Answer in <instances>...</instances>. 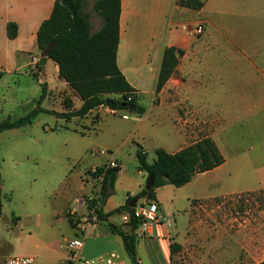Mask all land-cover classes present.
Here are the masks:
<instances>
[{
  "label": "crops",
  "instance_id": "0c3cea01",
  "mask_svg": "<svg viewBox=\"0 0 264 264\" xmlns=\"http://www.w3.org/2000/svg\"><path fill=\"white\" fill-rule=\"evenodd\" d=\"M54 1L0 0V70L3 72L0 78V122L21 118L37 107H40V111L28 123L29 125L42 112H52L66 120L86 118L94 111L97 113V119L100 111L111 114L97 106L84 116L60 115L77 111L82 105V99L59 75L55 61L49 57L40 61L36 34L41 23L50 17ZM84 12L89 15L91 32L97 31L102 25L99 15L95 12ZM92 18L98 25H93ZM200 20L203 21L204 29L198 36H193L182 28L183 25H193ZM9 22L17 25V34L14 38L7 35ZM118 27L116 64L134 89V94L138 95V105L144 109L142 114L138 113L140 116L135 127L148 121L155 130L154 144L148 146L141 142L138 145L146 153L147 160L149 154L154 153L156 148L174 153L205 136L213 139L216 144L214 137L218 117L214 110L213 114L210 113L208 104L217 101L216 98L204 97L207 80L212 82L209 86L215 87L223 83L237 88L240 91L239 100L244 101V108L249 115L260 106L264 107V69H260L257 62V58L261 59V56H264V0H205L199 9L180 6L176 0H120ZM167 47L180 49L182 53L177 56L178 62L174 71L158 91L156 89L158 73L163 52ZM218 56H224L225 61L229 63L227 65L232 77L223 76L221 70L227 66L221 63L222 59ZM262 58L264 64V57ZM33 61L37 63L38 68L40 67L38 77L31 72ZM255 70L261 72L260 76H255ZM177 71H181L182 80L178 77L172 79ZM238 71L240 72L237 73ZM42 82L45 83L46 90L39 104ZM254 84L260 87L256 93L250 89ZM174 88H177L175 91L177 94H172L171 89ZM22 92H25L24 97L19 95ZM146 97L148 101L145 106L143 101ZM52 98L60 100L61 109L44 106V102L46 100L49 102ZM16 110L21 113L17 114ZM123 119H128V115ZM207 120L211 122L209 124L213 127V132L202 135ZM249 132L254 133L252 129ZM262 132L260 142L252 147L255 149L258 146L259 155L248 158L244 165L249 172V180H246L242 187L237 186V176L232 173L228 178H219L209 183L202 178L225 164L226 160L222 155L224 159L222 164L195 174L186 184L179 187L165 184L156 188L154 200L161 209L172 211L175 215L176 211L172 206H177V211H182L183 214L179 219H176L175 215L172 227L155 224L148 234L137 238L138 264H256L264 259L254 263L248 259L243 260L238 255L237 240L231 238L230 231L218 232L219 238L212 240L200 238L198 232L203 231L206 226L203 225L202 228L191 223L194 209L216 198L242 192L264 191V129ZM120 148L117 147L113 153L104 149L93 150L92 154L95 155L96 161L88 168L105 162L109 158L108 153H111L118 162L114 186L100 201L101 210L105 214L123 205L128 196L136 195L143 188L147 178L137 168V157L136 162L129 163ZM104 155L105 158L101 157ZM154 159L155 157L148 161L152 162ZM33 161H36V158L31 159L29 155H26V166L14 161L10 184L6 182V176L10 174L3 171V167L0 166V210L1 195L5 196L7 191L13 195L17 189L13 177L19 178L24 173L28 175V166ZM240 164L242 162L236 159V166ZM257 171H261V174H256V180L253 181L250 174ZM86 183L91 185L90 188L94 185L91 178H88ZM85 188L83 186L82 190ZM36 197L39 199L40 193H36ZM32 199L33 197L28 198V204L35 203ZM143 200L144 198H140L137 202ZM33 203L31 207H34ZM76 203L79 211L78 213L76 211V214L80 219L79 222H75V226L69 222L67 216L75 209H68L64 213L71 230L69 228L64 231L60 228L56 230L55 225L57 226L58 221L62 219L59 212L54 210L48 213L45 225L40 212L34 210L28 213L31 220L25 226L38 230L42 243H35L33 247L17 246V252L22 253L20 255L34 256L37 264H67L69 256L64 241L79 237L83 241L82 247L79 248L82 257H95L110 251H118L126 256L121 237L113 233L108 226V223L121 225L119 212L109 215L106 220L88 222L86 220L90 210L87 206L85 208L82 196ZM260 215L262 235L259 240L260 246L264 247V209ZM17 220V226L24 225L22 219ZM195 228L197 234L194 232ZM171 244H174L173 251ZM216 247H221L222 250L216 251ZM244 248L248 250L247 246ZM7 257L0 255V264H4ZM126 264H131L127 256Z\"/></svg>",
  "mask_w": 264,
  "mask_h": 264
},
{
  "label": "rangeland",
  "instance_id": "374dc122",
  "mask_svg": "<svg viewBox=\"0 0 264 264\" xmlns=\"http://www.w3.org/2000/svg\"><path fill=\"white\" fill-rule=\"evenodd\" d=\"M93 1L86 0L83 10L94 13ZM92 22L94 26L98 25L93 18ZM262 57L264 56H261V59L257 58L260 69H264ZM218 58L222 59L223 65L226 64L224 66H227L221 70L223 76L232 77L228 67L229 63L225 61L224 56H218ZM260 74L261 72L255 70V76H260ZM177 77L180 80L183 79L181 71L174 73L172 79ZM210 81H206L203 94L205 98H216V103L212 101L208 104L210 106L208 110L212 114L215 111L214 113L218 117L214 138L226 162L220 169L211 171L202 178L209 183V181L213 182L219 178H228L232 173L237 176V186L242 187L246 180H249V172L244 166L247 159L256 157L260 153L258 146L255 149L252 147L258 144L262 137L264 107L260 106L249 115L244 108V101L239 100L240 91L237 88L223 83H219L215 87L209 86L212 83ZM259 88L257 84L250 87L254 93L258 92ZM171 90L173 94L177 88ZM19 95L24 97L25 92L19 93ZM147 101L146 97L143 101L145 106ZM44 106L56 110L62 107L58 98H52L49 102L46 100ZM16 111H18L17 114L21 113L19 110ZM122 114L128 115V119H123ZM139 116L138 113L128 109H117L115 115L100 111L98 119L97 113L94 111L86 118L66 120L52 112H42L30 125L25 124L20 129L1 132L0 166L3 167V171L10 174V176H6L7 184H10L12 179L14 161L21 162L22 166H26V155H29L31 159L36 158V161L31 162L32 164L30 163L31 165L28 166V175L24 173L25 175L23 174L19 178L13 177L17 188L13 195L10 191H7L5 196L1 195L0 255L4 257L20 255L22 253L17 252V246L33 247L35 243H42L38 230L25 226L31 220L28 216L31 211L36 210L41 213L43 225L49 216L48 213L53 210L59 212L62 221H58L57 226L55 225L56 230L58 228L63 231L68 228L71 230L64 214L65 211L75 209L74 211L78 213L76 200L82 196L86 208L88 197L97 193L98 185L95 184L90 188L91 185L86 183L84 175L96 161L92 151L104 149L113 153L120 146V151L126 160L129 163H134L139 143L143 142L148 146L154 144L155 130L148 121L135 127ZM209 123L211 122L207 120L202 135L213 132V127ZM250 129L253 130V134L249 132ZM101 157L105 158L106 156ZM154 157V153L151 152L148 160L151 161ZM236 159L242 162L240 166H236ZM256 174L260 175L261 171L251 172L250 176L253 181L256 180ZM83 186L86 187L85 190H82ZM35 192L40 193L39 199L35 198ZM29 197H33L32 200L35 203L28 204ZM143 201H147V199ZM32 203L34 207H31ZM172 207L176 211V219H179V216L183 214L182 211H177V206ZM263 209L264 191L242 192L216 198L210 203L194 209L191 223L200 227L206 226L203 231L198 232L200 238L212 240L219 238L218 232L230 231L231 238L237 240L239 257L254 263L264 258V247L260 246L259 240L262 235L260 213ZM18 218L23 220V226L16 225ZM79 219L80 217L77 216L75 222H79ZM194 232L197 234L196 228ZM245 244L248 250L244 248ZM220 250H222L221 247H216V251ZM35 264H37L36 261Z\"/></svg>",
  "mask_w": 264,
  "mask_h": 264
},
{
  "label": "trees",
  "instance_id": "16d2710c",
  "mask_svg": "<svg viewBox=\"0 0 264 264\" xmlns=\"http://www.w3.org/2000/svg\"><path fill=\"white\" fill-rule=\"evenodd\" d=\"M85 2L86 0H55L50 17L41 23L36 34L40 52L49 43L55 42L47 57L57 63L59 75L82 99V105L77 111L60 115L63 117L84 116L99 104L106 103L103 98H100L101 94L105 97L112 96L114 103H106L112 108L127 109L126 105L129 104L134 106L132 109L134 112L142 114L144 109L137 103L138 95L134 94V89L116 64L120 0L94 1L93 9L102 20L101 27L95 32H91L89 15L83 10ZM204 2L205 0H176L178 5L193 9L201 8ZM16 34L17 25L9 22L7 24L8 37L14 38ZM181 53L182 50L174 47L165 48L156 85L158 91L174 71L178 62L177 56ZM45 58L41 57L40 61ZM38 69L40 71V67ZM38 73L33 74L38 77ZM2 74L0 70V78ZM45 90V83L42 82L39 104L44 98ZM38 111L40 107L16 120L0 122V132L30 123ZM154 154L155 159L149 162L140 146L136 152L138 170L146 176L148 174L154 176L152 187L148 190L142 188L136 195L128 196L123 205L109 214L102 212L100 201L113 188L117 168H108L103 172L99 196L88 202L89 208L97 202L99 208L96 209V213L100 220H106L109 215L122 210H131L128 202L133 197H136L137 201L140 198L154 200L155 190L159 186L165 184L182 186L189 182L195 174L211 170L224 161L217 145L208 136L174 153H169L163 148H156ZM102 171L103 169L99 167L95 172L88 169L86 173L96 178ZM67 216L69 222L75 226L70 215ZM137 222V219L131 217L127 225L108 223L110 230L121 237L123 249L131 264H138L135 235ZM173 247L174 244H171V251ZM256 264H264V259Z\"/></svg>",
  "mask_w": 264,
  "mask_h": 264
},
{
  "label": "built area",
  "instance_id": "2783aa9c",
  "mask_svg": "<svg viewBox=\"0 0 264 264\" xmlns=\"http://www.w3.org/2000/svg\"><path fill=\"white\" fill-rule=\"evenodd\" d=\"M182 28L189 32L191 35L198 36L203 32L204 24L203 21L200 20L193 25H183ZM31 72H39L37 63L35 61H33L31 64ZM128 100H130V97H128ZM98 108L106 109L111 114L117 113V109L110 107L106 103L99 104ZM121 117L127 118V115L122 114ZM108 154L109 158L106 159L105 162H103L99 166L90 168L92 172L97 171V168L99 167L103 169V171L96 178H93L86 172L84 174L86 182H88V178H91L93 184L98 185L97 193L94 196H89L88 202L93 198H98L103 172L108 168L118 167L117 160L112 157L111 153ZM97 208H99L97 202L91 208L88 207V209L90 210V215L88 216L86 221L96 222L100 220L97 217ZM119 214L120 222L123 225H127L131 217L137 219L138 222L135 229L136 238L148 234L155 224H163L166 227L170 228L173 226L175 220L174 212L164 211L163 209H161L156 200L136 202L135 206L131 207V210H122L119 212ZM70 217L72 221L75 222V219L77 218L76 211H73L70 214ZM82 244L83 241L79 237L69 238L64 241V247L68 251L69 256L68 264H126V257L124 256V254L118 251H110L108 253L98 254L95 257H82L79 253V248L82 247ZM4 264H35V258L32 255H11L5 259Z\"/></svg>",
  "mask_w": 264,
  "mask_h": 264
},
{
  "label": "water",
  "instance_id": "95a60500",
  "mask_svg": "<svg viewBox=\"0 0 264 264\" xmlns=\"http://www.w3.org/2000/svg\"><path fill=\"white\" fill-rule=\"evenodd\" d=\"M55 44V42H51V43H49L41 52H40V56L41 57H47V55H48V53H49V51H50V49L52 48V46ZM100 98H103L104 100H105V102L106 103H108V104H113L114 103V99L113 98H111V97H105V95L104 94H101L100 95ZM127 106V108H129V109H133L134 108V106L133 105H129V104H127L126 105ZM153 179H154V176H153V174H148V176H147V178H146V180H145V183H144V186H143V188L145 189V190H148V189H150L151 187H152V185H153ZM136 201H137V198L136 197H133L129 202H128V206L129 207H134L135 206V204H136Z\"/></svg>",
  "mask_w": 264,
  "mask_h": 264
}]
</instances>
